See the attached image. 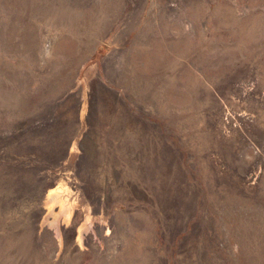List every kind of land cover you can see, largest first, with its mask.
I'll return each mask as SVG.
<instances>
[{"label":"rangeland","instance_id":"obj_1","mask_svg":"<svg viewBox=\"0 0 264 264\" xmlns=\"http://www.w3.org/2000/svg\"><path fill=\"white\" fill-rule=\"evenodd\" d=\"M0 264H264V0H0Z\"/></svg>","mask_w":264,"mask_h":264}]
</instances>
